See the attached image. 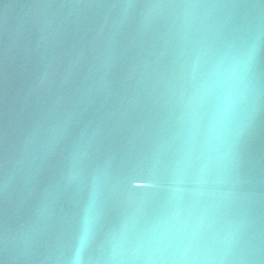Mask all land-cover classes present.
<instances>
[{
    "label": "water",
    "instance_id": "water-1",
    "mask_svg": "<svg viewBox=\"0 0 264 264\" xmlns=\"http://www.w3.org/2000/svg\"><path fill=\"white\" fill-rule=\"evenodd\" d=\"M0 264H264V0H0Z\"/></svg>",
    "mask_w": 264,
    "mask_h": 264
}]
</instances>
